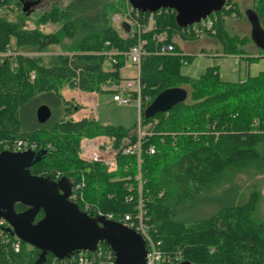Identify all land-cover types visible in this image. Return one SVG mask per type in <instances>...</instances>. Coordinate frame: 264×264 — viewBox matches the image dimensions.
<instances>
[{
	"label": "trees",
	"instance_id": "16d2710c",
	"mask_svg": "<svg viewBox=\"0 0 264 264\" xmlns=\"http://www.w3.org/2000/svg\"><path fill=\"white\" fill-rule=\"evenodd\" d=\"M251 1L250 10L264 30V0ZM127 3L68 0L62 6L57 1L32 12L31 0H0V11L17 10L14 19L0 14V53L10 48L18 52L0 63L1 150L17 139H28L38 145V151L47 150L31 173L71 187L81 184L79 207L90 205V216L112 215L124 222L126 214L135 215L140 196L137 156L119 154L118 169L111 173L100 163L82 160L79 151L84 137L108 136L119 146L124 138L135 137L136 125L104 126L94 118L76 121L73 115L80 107L66 101L62 91L101 93L106 85H118L129 62L127 54L141 39L146 51L140 68L141 117L144 124H151L152 132L142 149V197L151 237L160 242L163 254L192 264H264V219L258 215L264 183V72L239 82L223 81L217 67H209L197 79L182 74L189 58L174 38L197 37L181 34L171 9L154 14L151 30L140 36L125 35L114 26L113 16L123 15ZM227 3L229 9L211 16L216 20L206 35L224 45L225 55L264 52L251 34L229 31V22L251 21L240 3ZM140 15L148 25L149 14ZM31 19L35 20L29 28ZM49 25L55 30L44 31ZM160 34L175 46L174 54L157 53ZM111 51L117 52L115 62L107 55ZM31 71L36 73L34 81L29 78ZM173 88L185 89L187 99L168 112L146 118L145 110L155 98ZM42 105L51 110L45 123L37 118ZM150 145L156 149L153 155L148 152ZM16 210L27 207L17 204ZM198 210L208 213L199 216ZM42 217L40 212L36 220ZM15 240L7 228L0 227V264L56 261L50 253L41 259L38 249L23 242L16 252ZM100 246L110 249L105 243Z\"/></svg>",
	"mask_w": 264,
	"mask_h": 264
},
{
	"label": "water",
	"instance_id": "95a60500",
	"mask_svg": "<svg viewBox=\"0 0 264 264\" xmlns=\"http://www.w3.org/2000/svg\"><path fill=\"white\" fill-rule=\"evenodd\" d=\"M143 14H155L162 9L176 12V23L186 28L219 13L226 0H127ZM252 25V39L264 49V30L254 12H246ZM126 33L131 26L122 23ZM183 88L168 89L160 93L145 110L146 118L170 111L176 104L187 99ZM51 117L48 106L37 110L39 123ZM47 150L15 153H0V219L9 227L7 231L41 252V259L52 254L58 260L71 258L77 252H95L105 243L115 254V264H146V242L141 234L129 226L107 219L92 217L82 211L79 205L69 199L71 185L63 181L33 175L30 168L39 162ZM27 210L18 212L16 205ZM43 217L36 220L38 214ZM172 264V263H168ZM177 264H192L181 261Z\"/></svg>",
	"mask_w": 264,
	"mask_h": 264
},
{
	"label": "built area",
	"instance_id": "2783aa9c",
	"mask_svg": "<svg viewBox=\"0 0 264 264\" xmlns=\"http://www.w3.org/2000/svg\"><path fill=\"white\" fill-rule=\"evenodd\" d=\"M227 0L225 6L227 9L230 6L227 5ZM162 11V10H159ZM174 11V10H173ZM175 12V11H174ZM141 12L135 10L129 3L126 9V12L123 15H114V22H118L119 29H121L125 35L124 29L122 28V23L127 22L131 26L132 33H136L140 36L147 30H151L155 24L154 14H149L148 16V25L142 23V20H145V16L140 15ZM212 16V15H211ZM209 17L206 20L192 26L181 28V34L185 36H195V37H204L208 32H212L213 24L216 18ZM156 40L161 44V48L157 51L161 55H171L175 53V46L172 43H168V37L166 34H160L156 37ZM145 42L139 39L137 45L133 46L128 52V60L131 63L132 67L136 72V76L132 79L126 81L124 90L119 91L113 95V100L120 105L126 106L130 104H136L139 108L140 114L136 124V134L134 138L126 137L122 140L119 146H116L115 139L108 136H97L94 138L84 137L80 142V151L79 157L89 163H100L102 164L108 172H116L118 169V155L124 154L127 156H137L139 163V173L136 176L139 187V200L136 208V214H126L124 216V222H121L130 228L134 229L136 232L142 235L146 242L147 256L146 264H177L180 261V257L170 258L169 256L163 254L160 250V242L154 240L150 235V227L148 225V217L145 200L142 197V175H141V164H142V149L147 138L152 134L151 124H144L141 117V85H140V68H141V59L142 56L146 54L144 49ZM15 48H10L5 53H0V63L3 62L5 58L10 56H16ZM109 60L115 62L113 59L117 55L116 51H111L108 54ZM31 81H34L36 78V73L31 71L29 74ZM128 92H134L137 94L136 98H132L128 95ZM39 147L36 143L31 142L28 139H17L14 142L7 145L3 151H11L15 153L33 151L38 152ZM149 154L153 155L156 152L155 146L148 147ZM81 184H77L71 188V194L69 199L79 205V202L82 201V196L80 194ZM133 198L130 197L127 201H131ZM80 209L90 215L91 206L84 203L83 208ZM99 214V213H98ZM99 216H102L99 214ZM107 219L115 220L112 215L106 217ZM120 222V221H117ZM0 227L8 228L9 225L4 219H0ZM15 241L12 244V247L16 252L20 250L21 241L15 237ZM54 264H115V254L111 249H106L102 246H98L97 250L93 253L91 252H77L71 258L58 260Z\"/></svg>",
	"mask_w": 264,
	"mask_h": 264
},
{
	"label": "rangeland",
	"instance_id": "374dc122",
	"mask_svg": "<svg viewBox=\"0 0 264 264\" xmlns=\"http://www.w3.org/2000/svg\"><path fill=\"white\" fill-rule=\"evenodd\" d=\"M60 2L62 6H65L68 0H31L30 9L32 12L42 11L50 7L54 2ZM240 4V9L242 11L250 10L251 0H236ZM128 7L126 5L125 10ZM17 10L16 8L4 9L0 11L1 15H7L8 18L14 19L16 17ZM235 16V15H234ZM35 18V17H33ZM234 18H237L236 16ZM35 19H31L27 26L30 28L33 27ZM235 20V19H233ZM238 20V18H237ZM32 22V23H31ZM228 29L231 33L241 34V35H250L252 33V25L248 22H239V20L229 22ZM114 26L119 28L118 22H113ZM231 27H235L232 29ZM56 26L49 25L44 28V31L50 32L55 30ZM123 32H121L122 34ZM126 33V32H125ZM124 36V34H122ZM174 41L180 45V48L184 50L183 54L187 55L189 58L188 61L181 68V73L189 76L191 78L197 79L202 76L209 67H217L220 77L225 82H239L244 81L248 75L255 77L261 72H264V52L257 51L254 55H249L248 57H242L237 55H231L228 57L225 56H216V54H224V45L214 39L212 36L205 35L204 37L195 38V40H190L189 38H182L180 36H175ZM15 45L14 41L11 43ZM205 48V50L211 56L200 55V49ZM30 56L36 54L30 53ZM239 60V63L236 62ZM250 66V67H249ZM108 67H110L108 65ZM112 95L110 93H100L99 95V106L96 108L99 116L107 117L111 121H117L114 118H120L122 123H128L125 127L131 128L133 123L138 120L139 112L135 105L132 107L128 106H119L112 101ZM119 120V121H120ZM132 121V122H131ZM116 125V124H115ZM264 179V176H263ZM262 179V180H263ZM262 196L258 203V215L264 219V183L260 187ZM199 211V216L208 213L205 211Z\"/></svg>",
	"mask_w": 264,
	"mask_h": 264
},
{
	"label": "crops",
	"instance_id": "0c3cea01",
	"mask_svg": "<svg viewBox=\"0 0 264 264\" xmlns=\"http://www.w3.org/2000/svg\"><path fill=\"white\" fill-rule=\"evenodd\" d=\"M240 4H242L240 2ZM182 49V48H181ZM200 55H205V56H211L209 55V53L205 50V48H201L200 49ZM184 52V50H182ZM216 56L220 57V56H231V55H225V54H216ZM242 57H248V56H242ZM237 63H239V60H236ZM250 67V66H249ZM136 76V72L134 70V68L132 67L131 63L128 62L124 68H122L121 70V78L122 81L118 84V85H106L103 87V91L102 93H110L112 95V102L118 104L117 102H115L113 100V95L118 93L119 91L124 90V85L126 83L127 80L132 79ZM249 76V75H248ZM62 95L64 97V99L66 101L69 102H75L79 107V111H77L74 115H73V119L76 121L82 120L83 118H94L96 120H98L102 125L106 126V125H115V126H121L124 128H128L125 127L126 124L128 123H122V121L120 120V118H114L115 121H111V119L107 118V117H102L98 115V112L96 111V108L99 106V95L100 93H96V92H83L77 89H64L62 91ZM119 106H123L118 104ZM133 105H135L138 109V112L140 114L139 108L136 104H130V105H126L128 107H132ZM120 120V121H119ZM138 121V120H137ZM137 121H135L133 123V125L131 127H133L134 125L137 124ZM132 122V121H131Z\"/></svg>",
	"mask_w": 264,
	"mask_h": 264
}]
</instances>
